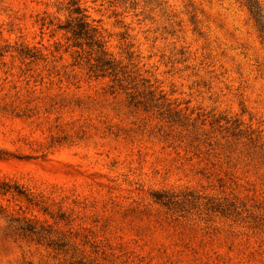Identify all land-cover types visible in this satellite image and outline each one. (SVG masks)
Returning a JSON list of instances; mask_svg holds the SVG:
<instances>
[{
	"label": "rangeland",
	"instance_id": "obj_1",
	"mask_svg": "<svg viewBox=\"0 0 264 264\" xmlns=\"http://www.w3.org/2000/svg\"><path fill=\"white\" fill-rule=\"evenodd\" d=\"M66 2L0 0V264H264L248 0H80L116 77L41 28Z\"/></svg>",
	"mask_w": 264,
	"mask_h": 264
},
{
	"label": "trees",
	"instance_id": "obj_2",
	"mask_svg": "<svg viewBox=\"0 0 264 264\" xmlns=\"http://www.w3.org/2000/svg\"><path fill=\"white\" fill-rule=\"evenodd\" d=\"M250 13L252 14L258 30L264 40V24L261 22L260 15L257 11V6L254 0H248L247 2ZM62 9V8H60ZM65 10L68 15L64 22L59 19L55 21V18L49 17V15L43 16L40 20L41 28L45 27L49 29L53 27L52 31L63 30L68 34V40L72 41V45L84 51V47L87 48L86 52L89 59L87 61H94L90 65V71L95 76H105L118 74L116 65L109 58L106 57L104 45L100 39L99 31L96 27L92 26L88 21V15L85 9L82 8L80 0H67ZM79 53L77 56H80ZM162 196V195H161ZM163 204L170 202V200H162Z\"/></svg>",
	"mask_w": 264,
	"mask_h": 264
}]
</instances>
